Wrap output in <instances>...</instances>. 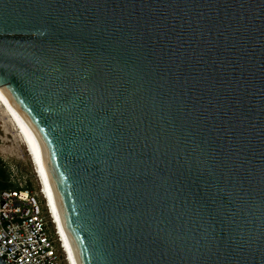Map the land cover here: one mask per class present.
Segmentation results:
<instances>
[{
	"label": "water",
	"instance_id": "obj_1",
	"mask_svg": "<svg viewBox=\"0 0 264 264\" xmlns=\"http://www.w3.org/2000/svg\"><path fill=\"white\" fill-rule=\"evenodd\" d=\"M0 89L78 264H264V0H0Z\"/></svg>",
	"mask_w": 264,
	"mask_h": 264
},
{
	"label": "built area",
	"instance_id": "obj_2",
	"mask_svg": "<svg viewBox=\"0 0 264 264\" xmlns=\"http://www.w3.org/2000/svg\"><path fill=\"white\" fill-rule=\"evenodd\" d=\"M9 166V165H7ZM5 168L14 189L0 190V259L4 264H71L41 189L31 192L15 167Z\"/></svg>",
	"mask_w": 264,
	"mask_h": 264
},
{
	"label": "bare ground",
	"instance_id": "obj_3",
	"mask_svg": "<svg viewBox=\"0 0 264 264\" xmlns=\"http://www.w3.org/2000/svg\"><path fill=\"white\" fill-rule=\"evenodd\" d=\"M0 109L3 111L5 116L9 119L10 123L12 124L13 128L15 129L16 135L20 139V142L24 146L26 153L31 161V164L34 166V174L36 176V180L38 182L39 188L41 189V193L46 203V207L49 211L50 217L53 220L55 225V229L57 231V235L60 237L62 241V245L64 250L68 256V259L71 264H78L76 257L72 251V247L70 245L69 238L65 231L63 222L61 220V216L59 213V209L57 207L55 196L52 191L51 185L49 183L48 177L44 170L43 164L39 157L38 151L34 144V141L30 135V132L16 111L13 107L12 103L3 93L2 89H0Z\"/></svg>",
	"mask_w": 264,
	"mask_h": 264
},
{
	"label": "rangeland",
	"instance_id": "obj_4",
	"mask_svg": "<svg viewBox=\"0 0 264 264\" xmlns=\"http://www.w3.org/2000/svg\"><path fill=\"white\" fill-rule=\"evenodd\" d=\"M15 129L0 109V163L2 166L15 167L19 182L29 186L31 192H37L39 185L34 174V166L26 153Z\"/></svg>",
	"mask_w": 264,
	"mask_h": 264
},
{
	"label": "trees",
	"instance_id": "obj_5",
	"mask_svg": "<svg viewBox=\"0 0 264 264\" xmlns=\"http://www.w3.org/2000/svg\"><path fill=\"white\" fill-rule=\"evenodd\" d=\"M15 185L9 182V174L7 169L1 165L0 163V190H7V189H14ZM26 188L28 189L29 186L27 185Z\"/></svg>",
	"mask_w": 264,
	"mask_h": 264
}]
</instances>
